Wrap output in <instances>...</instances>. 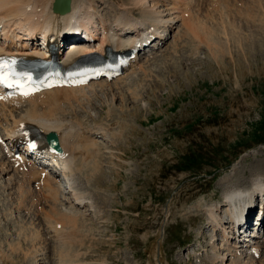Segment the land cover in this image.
I'll return each mask as SVG.
<instances>
[{
	"label": "rangeland",
	"instance_id": "obj_1",
	"mask_svg": "<svg viewBox=\"0 0 264 264\" xmlns=\"http://www.w3.org/2000/svg\"><path fill=\"white\" fill-rule=\"evenodd\" d=\"M83 1L94 2L96 14L112 25L124 16L143 18L144 5L135 7L137 0ZM183 1L182 21L169 25V39L155 59L146 61L141 54L142 67L133 79L108 87L109 94L98 98L89 92L93 99L64 117L66 123L79 120L82 127L108 134L89 145L94 151L84 146L90 153L86 167L77 165L82 171L76 192L89 198L90 211L75 207L82 216L68 222L61 212L62 206L64 213L71 207L65 200L72 194L63 192L60 205L41 201L46 193L18 188L0 168V264H72V251L80 255L74 264H149L163 228V264L210 262L213 247L204 236L212 232L200 204L221 202L225 188L246 187L253 175L264 174V0ZM199 20L220 42L216 50L217 43L213 51V44H206L202 29L195 34ZM111 90L117 97L114 110ZM60 230L67 235L55 237ZM73 237L79 241L74 245Z\"/></svg>",
	"mask_w": 264,
	"mask_h": 264
},
{
	"label": "bare ground",
	"instance_id": "obj_2",
	"mask_svg": "<svg viewBox=\"0 0 264 264\" xmlns=\"http://www.w3.org/2000/svg\"><path fill=\"white\" fill-rule=\"evenodd\" d=\"M54 1L55 0H0V25H3L2 32L0 31L1 32L0 39H4L5 42L7 41L11 42L9 43L7 48H5L3 45L0 44V57L1 55L8 54V55H15L18 57H25V58L30 59L29 57L33 56V52H30L27 50L29 43H24V44L22 43L29 42V40L34 38L36 35L42 34L43 29L52 33L53 38L58 39L59 43H56V44L59 47V51H61L62 41L60 40V37L63 34H65L67 30L69 29L71 30L74 25L76 26L80 24H84V25L86 24L87 27L94 28L96 40H97V35L99 34L98 32L100 31L102 34L100 42L97 45H91V47L96 48L95 49L96 51H94V50L86 49L87 46L85 44H83L80 41H76V43H74L71 46V49H72L71 51H69L66 55L62 53L60 54L59 59L64 65L72 64L75 61L77 62L79 59L93 52H97L101 56H106L107 50L111 48H113L114 52H117V51L127 50L131 47H135L137 42H140L142 44L144 41H147L152 38H155V40H153L151 44L155 42L156 40L165 41L167 38L166 33L168 32L170 28H173L172 26L170 27L169 25H176L178 22L182 21V20L179 21L181 19L179 12H181V8H182L181 5L185 3L183 0H156L155 4H152L151 2H149L150 0H137V2L134 1L136 3L135 7H138V6L143 7L142 5H144V10H142L143 8L141 9L143 12L142 13L143 18L140 20H136V19L133 20L132 17L127 18V16H124L123 17L124 19H121V20H118V18H116L117 26H120L119 29H116L113 26L114 24H116L115 21L113 25L109 24L106 21L108 19H104L103 17H101L100 14H99L100 16L96 14L95 8L97 7H95L94 2H93V5L91 4L90 6H87V5L85 6L84 4H82L84 3L83 0H70L71 9L69 13L65 15H59L58 13H55L53 10ZM181 1H183L184 3L181 4ZM163 2H166L167 4L165 3L166 4L165 5ZM88 4L90 3L88 2ZM158 6H161V7L163 6L166 9L165 10L163 9V11L161 10L162 12H158L157 10ZM185 11H187V9H185ZM166 13L167 15H165ZM120 16H123V14ZM201 20H199V23L201 22ZM204 22L203 23L201 22L199 27L203 26L204 28V25H203ZM157 23H159L161 27H159L160 25ZM184 23L182 24L184 25ZM199 23L198 22L196 23L197 28L195 27V29L197 30L195 32V29H194L195 34L202 33L201 29L203 30V28L202 27L198 28ZM182 24L179 27V31L174 36L175 40H177L176 37L180 35ZM193 25H195L194 22H193ZM168 27L169 29L167 30ZM161 28L163 30H161ZM142 30H148L149 34L145 35L143 33V37L139 38V34L141 33ZM210 30H208V32ZM27 31H28V36H27ZM212 31H214V29ZM208 32L205 33V31L203 30V33L205 34V37L204 35L203 37L205 38L204 40L206 41V44L208 45L213 44L212 49L210 48L211 46L208 47L213 51L214 44L217 43L216 40H218L216 37L217 35L215 34L217 31L216 32L214 31L215 33H213L214 36L216 35L215 39H213V36L211 35V33H208ZM132 33H138V35L128 36L129 34H132ZM89 35L92 37L93 33L92 34L90 33ZM193 37L196 38V36H193ZM16 39H19L21 41L22 45L20 44L21 45L20 47H18L19 42ZM196 40L197 39H195V41ZM218 44L220 45L219 41L216 44V47H214L215 50ZM73 49H76V50L73 51ZM77 57L79 58L77 60H74ZM153 59H155L154 54H151L147 61H150ZM132 62H135L136 64L132 67L131 70H133L137 66V64L140 62L139 56L137 55ZM141 67L142 66H138L139 71ZM129 70L127 71V74H125L123 77L119 78L118 80L112 81L111 83L98 82V83H92L86 87H80V88H75V89H69V88L52 89L49 91H44L41 93L29 95L27 97L18 96L10 100H5V101L2 100L0 102V118H1L0 123L3 125L4 124L7 125V129H5L4 138L9 143L10 146H14L12 142V137H14L16 134H21V135L25 134L24 130L33 131V132L40 131L42 136H45L48 133L54 132L59 136L60 143L63 148V154L65 155L64 157L65 159H61V163L64 166L63 174H64V177L66 178L65 183L66 185L70 186V189L72 191L71 193L74 197V200L71 198L70 199L68 198L67 200H65V202L67 201L71 205L70 208H67V211L65 213L63 211L64 208L62 206L61 214L63 216V219L68 222L76 223L77 218L79 217V220H80L82 216V214L80 215V213L83 212L82 210L81 211L78 210V212H75L74 210H72L75 207L80 208V205L82 207L85 206L86 208H84L83 210H85L86 212L90 211V208L92 207L89 201V198L86 195H84L83 191H80L81 194H78L76 192L77 191L76 189H78L77 184H76L77 182L76 176L78 175L80 171H82V168H80L79 166L77 167V165H80L81 167H86L84 165L87 159L85 161L84 159L89 157L90 155V153L87 151L89 150V148L87 150H84L83 147L84 146L86 147L87 145L89 146V145L99 144L95 139H91V138H97L101 134H103V136L106 137L108 136V134L104 129H101L102 132L100 133L99 128L82 127L84 124L83 125L79 124L80 123L79 120H77V122L79 123H74V121L73 122L69 121V123H66L65 122L66 118L64 117H66L68 113L70 112H76L77 108H80L83 105V103L93 99L92 97H89L91 93L93 94L95 93L93 96L99 94L96 97L98 98L100 94H103V95L109 94L108 87L117 86L119 83H123V82L125 83L129 82L130 79H133L134 77L133 75L137 71L136 69H134L133 71L130 70L131 72L128 73ZM105 88L106 90H104ZM98 90H101V91L98 92ZM132 90L133 88L129 90V93L134 95V92H132ZM88 93L90 95H88ZM110 93L111 94L113 93V94L112 95L110 94L112 97H111V103L109 104V108L110 110H114L117 97L114 91L111 90ZM120 93H122V91H119V94ZM87 95L89 98L86 97ZM0 96H2V94H0ZM130 96L131 95H128V98H130ZM135 98L136 100H138L137 94ZM76 100H78L77 101L78 103L76 102L73 104L72 102ZM16 103H18V105H16ZM62 103H64L65 105L69 104L70 107L66 106L63 109V106L61 107ZM127 125L129 126V123ZM10 128L14 129L13 134L9 132ZM109 128L112 129L111 127ZM0 138H3V137L0 136ZM90 149L93 150L92 147H90ZM83 151H86V153L84 154ZM78 158L79 160H77ZM76 161H78L77 164H75ZM27 167L28 166L25 163L20 161L19 163L20 169L26 170ZM0 168L4 174H8L12 177L13 184L17 186L18 188L23 189L25 185H27V188L33 190V193L35 194H39L41 191H42L41 192L42 194L46 193V195H44L45 199L42 197L41 201L54 202L56 205L61 204L60 195L64 194L63 192H65L67 187H65V189L63 190L61 189L60 183L58 184L56 182L55 184V178L52 174H48L43 179L39 178L41 182L38 184V188L39 187L41 188L39 189V191H37L34 189V187L30 186L31 184L34 186V180L37 178V175L39 174L37 169L32 168L30 175L28 171H23V172L18 171L17 170L18 168H15V163L12 162L10 159H7L6 157H4V155L1 152H0ZM263 175H261L260 172L259 174L255 176L253 175V177L250 179L249 184L247 183L246 187L245 186L240 187V185L237 186V185L232 184V186L225 188L226 191L223 194V197H222L223 200L221 202L211 204V205L206 204V203L204 205H202V203L200 204V208L198 210L204 211V214L208 217V226L210 227V232H212V235L209 234L210 237H208L207 234L204 236L210 239L209 245L211 243V246L213 247L212 249L213 257L211 259L208 258L210 261L208 264H227L229 257L232 260L230 264H258L259 261L262 262L264 260L263 259L264 253L261 254V257L259 258V260H256L250 254H247L248 256H250L249 260L246 261L245 258L240 260L242 258L241 256L242 253L239 251L240 250L239 248L241 247L236 241L232 240L234 238L232 222L234 221L233 218L235 217V214H240L243 211H245V205L249 207V205L252 203L257 193H264V176ZM14 176L16 177L15 180H17L16 184L14 182ZM23 185L24 187H22ZM229 185H231V182ZM24 193H27V192H24ZM32 197L34 199V194ZM61 197L65 199V195ZM68 200H71V201H68ZM220 203H223V205ZM50 209H53V207ZM52 214H56V213H52ZM47 217H50V216H47ZM57 217H59V214ZM47 220H49V218ZM58 221H55V222H58ZM66 221H62V222H66ZM47 224H50V223H47ZM58 224H61V223L58 222ZM50 227L52 228V226ZM59 228H62V227L58 226V230ZM71 229L73 228L71 227ZM54 230L57 231V228H55ZM160 233H161V240L158 241V243L156 244L154 253H151L152 256L150 257L149 264H163L162 260L159 259V256L161 254L160 253L161 245H162V241H163L164 234H165V228H163ZM62 234L63 232L61 231V234L57 233L55 237L57 235H60L62 237ZM63 235H67V234H63ZM64 237H68V236H64ZM215 238H221L222 243L220 244L216 243L217 241L215 240ZM73 239L74 237L72 238L73 245L76 242H79L77 241V239H74V240ZM64 241H69V240L67 239ZM70 243L71 242H69V244ZM80 243L82 244L83 242L80 241ZM222 244L224 246H221ZM57 252H59V250ZM75 254H79V253H75ZM68 255L70 256L69 258H74L75 260L77 256H80V255L74 256L73 251H72V255L69 253ZM65 257H67L66 254H65ZM75 260H73L74 263H75ZM63 262H66V261L63 260Z\"/></svg>",
	"mask_w": 264,
	"mask_h": 264
},
{
	"label": "water",
	"instance_id": "obj_3",
	"mask_svg": "<svg viewBox=\"0 0 264 264\" xmlns=\"http://www.w3.org/2000/svg\"><path fill=\"white\" fill-rule=\"evenodd\" d=\"M56 2L58 3L56 4V9H55L56 12L65 14L70 11V0H56ZM59 3H64L65 7H59Z\"/></svg>",
	"mask_w": 264,
	"mask_h": 264
},
{
	"label": "snow or ice",
	"instance_id": "obj_4",
	"mask_svg": "<svg viewBox=\"0 0 264 264\" xmlns=\"http://www.w3.org/2000/svg\"><path fill=\"white\" fill-rule=\"evenodd\" d=\"M3 67H4L3 62L0 61V83H7V79L5 78L4 73H3ZM28 79L31 80L30 77H28ZM9 86L12 87V86H15V85L14 84H10ZM24 94L27 95L29 93L28 92H24Z\"/></svg>",
	"mask_w": 264,
	"mask_h": 264
}]
</instances>
